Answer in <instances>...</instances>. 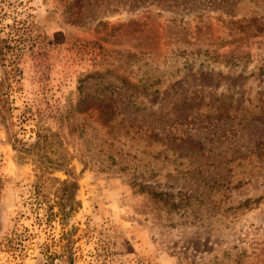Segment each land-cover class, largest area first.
Here are the masks:
<instances>
[{
	"label": "rangeland",
	"instance_id": "374dc122",
	"mask_svg": "<svg viewBox=\"0 0 264 264\" xmlns=\"http://www.w3.org/2000/svg\"><path fill=\"white\" fill-rule=\"evenodd\" d=\"M0 47L78 185L40 205L0 124V264H264V0H0Z\"/></svg>",
	"mask_w": 264,
	"mask_h": 264
},
{
	"label": "trees",
	"instance_id": "16d2710c",
	"mask_svg": "<svg viewBox=\"0 0 264 264\" xmlns=\"http://www.w3.org/2000/svg\"><path fill=\"white\" fill-rule=\"evenodd\" d=\"M256 23V19H244L234 24L239 25V31L248 35V31L252 30V26ZM243 23V24H242ZM200 27H198V30ZM3 51L0 47V58H3ZM10 70L4 69L3 76L0 80V124L5 127L8 137L11 139L13 150L16 152L17 161H25L30 159L36 167V182H35V195L36 198L40 201L41 204L49 205V208L52 209L53 205L50 202H54L60 208L61 219L67 217L66 212V202L75 197V193L78 189V185L75 181H60L59 179L53 177V173L56 171L67 170L68 161L66 157L58 151L59 140L61 135L59 132H54L51 127L46 126L40 117H36V135L35 141L30 144H23L18 139H14L15 133L12 131V122L11 118V105L9 102L8 92L10 85ZM56 123L64 125L65 120L55 117ZM49 181L57 182L61 184L60 188H56L49 192L47 189V184ZM52 194V196L50 195ZM158 197H162V194H157ZM52 215L53 211L51 212Z\"/></svg>",
	"mask_w": 264,
	"mask_h": 264
}]
</instances>
